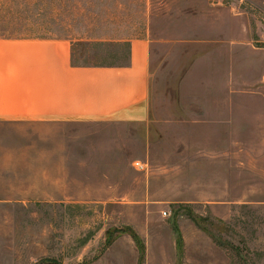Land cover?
Wrapping results in <instances>:
<instances>
[{
  "label": "rangeland",
  "instance_id": "374dc122",
  "mask_svg": "<svg viewBox=\"0 0 264 264\" xmlns=\"http://www.w3.org/2000/svg\"><path fill=\"white\" fill-rule=\"evenodd\" d=\"M0 36L152 44L145 122H0V264H264V0H0Z\"/></svg>",
  "mask_w": 264,
  "mask_h": 264
},
{
  "label": "crops",
  "instance_id": "0c3cea01",
  "mask_svg": "<svg viewBox=\"0 0 264 264\" xmlns=\"http://www.w3.org/2000/svg\"><path fill=\"white\" fill-rule=\"evenodd\" d=\"M129 62L74 66L62 37L0 36V122H145L151 41H129Z\"/></svg>",
  "mask_w": 264,
  "mask_h": 264
},
{
  "label": "trees",
  "instance_id": "16d2710c",
  "mask_svg": "<svg viewBox=\"0 0 264 264\" xmlns=\"http://www.w3.org/2000/svg\"><path fill=\"white\" fill-rule=\"evenodd\" d=\"M120 41L125 42V40L121 39ZM95 42L99 43V44H107L112 42V40L107 39V38H98V40H95ZM79 43H85V42H79ZM130 46V45H129ZM77 49L76 47H74L72 45V65L74 66H120V65H127L129 62V58H128V62L126 64H116V63H110V62H99V63H89V62H80L78 61L79 58L82 59L83 55L79 56L77 53ZM130 55V53H129ZM79 57V58H78Z\"/></svg>",
  "mask_w": 264,
  "mask_h": 264
},
{
  "label": "built area",
  "instance_id": "2783aa9c",
  "mask_svg": "<svg viewBox=\"0 0 264 264\" xmlns=\"http://www.w3.org/2000/svg\"><path fill=\"white\" fill-rule=\"evenodd\" d=\"M133 166L135 167V169L140 171H145L147 167V165L141 161H134Z\"/></svg>",
  "mask_w": 264,
  "mask_h": 264
}]
</instances>
